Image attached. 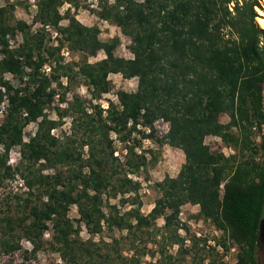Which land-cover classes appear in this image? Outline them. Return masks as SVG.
Listing matches in <instances>:
<instances>
[{
  "label": "trees",
  "instance_id": "obj_1",
  "mask_svg": "<svg viewBox=\"0 0 264 264\" xmlns=\"http://www.w3.org/2000/svg\"><path fill=\"white\" fill-rule=\"evenodd\" d=\"M65 3L75 10L83 7L78 0H35L33 24L61 33L59 44L47 47L32 24L14 19V3L0 6V104L6 101L0 122V186L19 172L28 188L25 196L14 193L0 200V249L13 252L24 238L32 244L31 254L48 248L66 264H223L211 253L216 244L226 248L224 240L211 246L202 239L200 246V237L187 236L189 227L180 213L192 203L202 219L238 246L236 264H258L264 238L262 0H97L98 18L130 38L129 58L115 54L118 36L103 41L97 25H84L70 8L61 13ZM63 19L66 25L60 24ZM14 31L22 41L9 48L6 35ZM64 44L82 53L75 66L92 99L111 90L112 73L137 77L136 90H117L118 104L108 100L104 117L100 104L94 105L95 113L88 112L75 94L66 107H55L58 119L49 118L45 110L56 87L65 89L61 101L70 90L61 78L70 83L75 76L72 64L54 59ZM100 49L104 58L88 61ZM51 61L50 76L43 75L40 67ZM6 72L19 83L27 76L26 85L12 84ZM66 115L72 132L60 139L51 130ZM159 119L168 123V130L158 142L179 148L184 162L176 176L156 183L159 196L143 213L139 182L129 174L148 161L137 153L140 140L133 133L153 138ZM31 122L36 130L23 141V129ZM110 131L126 142L123 161L114 155ZM207 137L218 138L221 146L213 148ZM16 145L23 170L8 163ZM47 169L54 171L44 173ZM118 196L120 203H110ZM125 204L129 207L122 209ZM72 205L78 213L74 219L68 215ZM82 226L90 234L86 239L80 235ZM103 228L120 235L95 240Z\"/></svg>",
  "mask_w": 264,
  "mask_h": 264
},
{
  "label": "rangeland",
  "instance_id": "obj_2",
  "mask_svg": "<svg viewBox=\"0 0 264 264\" xmlns=\"http://www.w3.org/2000/svg\"><path fill=\"white\" fill-rule=\"evenodd\" d=\"M110 2L114 0H109ZM79 4L83 7H80L78 10H75L72 4L65 3L60 7V12L63 13L66 8H70L71 12H75L76 18L83 23L84 25L91 26L93 24L97 25L100 29L99 38L103 41H107L113 36H118L120 39L119 45L115 48V54L123 56L126 58L132 57L131 52L128 49L130 43V38L123 33H121L119 27L113 25L112 23L101 20L96 15L97 10V0H78ZM7 3H14V19L24 20L29 24H32V31L44 35V45L47 46H57L61 40V33L57 28L50 26V30L45 29V26L42 24H33V16L36 13L35 0H0V6H3ZM264 6V0H262ZM258 14L260 12L258 11ZM67 20L63 19L60 24L66 25ZM9 48L17 47L18 44L22 41L21 33L14 31V33H7ZM1 49V48H0ZM105 54L100 49L97 51L95 56H89L88 61L94 62L96 60L104 58ZM3 57V52L0 51V58ZM59 59L63 64L68 63L72 64L74 78L70 81L66 77H62L61 81L63 85H69L70 90L66 91V101H61L60 97L62 92L65 90L63 88H57L55 83L51 84V87H56V94L53 96L50 107L45 110V113L49 118L58 119V114L55 107L64 108L67 106V101L72 100L74 95H78L79 98L84 101L88 112L95 113V104H100L102 108V116L106 115V109L108 107V100L113 101L115 104H118L117 97L115 95L116 91L123 89L126 91H134L137 88L138 79L137 77L132 78H123L120 74H109V79L112 81V88L108 93L102 95L101 99H92L89 88L84 84V80L80 75H78V67L75 66L77 63H80L83 55L79 51H74L69 48L68 45L64 44L60 48V51L54 59ZM54 64V61L45 62L40 67V72L43 75L50 76L51 74V65ZM48 68V69H46ZM5 79H8L12 84L17 86H24L27 82V76L23 78L21 83L14 78V76L6 72L4 74ZM29 87L32 85L28 84ZM6 112V101H3L0 104V122ZM221 121L226 122L228 117L226 115L221 116ZM62 122L57 127L51 130V134L58 136L60 139H63L66 135L71 134L72 129V120L70 115H66L60 119ZM36 122H31L26 125L23 129V141H27L30 136H32L36 130ZM155 133L154 137L142 136L141 134L134 132L133 136L140 140V145L136 147L137 153H144L147 157V164L140 169L137 173L129 174L134 181L139 182L138 186V197L142 201L141 211L147 213L154 205L155 199L159 196V191L156 188V183L161 181L165 176H176L179 172L182 163L184 162L183 152L169 144H160L157 138H161L164 133L168 130V123L159 119L154 123ZM139 129H142L145 134L149 133V129L146 127L139 126ZM262 134H264V125L262 126ZM80 133L76 134L75 137H79ZM74 137V138H75ZM109 138L112 139V149L114 150V155L120 161L124 160V155L126 153L124 149L123 140H119L118 136L110 131ZM213 148H218L221 146V142L218 138L207 137L205 139ZM132 143V141H130ZM225 151H229L226 148H223ZM0 151H2V145L0 144ZM87 154V147L83 148V155ZM8 163L14 167L20 165V168L23 170L24 164L21 163V155L19 151V146H13L8 153ZM62 169V168H59ZM53 169L44 170V173H52ZM28 188L23 180L21 173H15L14 176L7 178L0 186V200H6L11 198L14 193L26 195ZM121 196H118L116 199H110V203H120L118 200ZM129 205H123L122 209L128 208ZM199 206L197 204L186 203L181 207L180 219L189 227L188 237L195 235V237H200V246L203 244L202 239H206V243L211 246H215L217 240L222 239L225 241L227 247L223 245L216 244V250L211 254L217 255L222 261L223 264H236L238 246L234 244L230 239L225 237L223 231L217 228L208 220L202 219L199 214ZM68 215L74 219L78 217L76 206L72 205ZM158 225L163 224V220L159 218L157 220ZM181 235L185 234L183 229L179 230ZM80 235L82 238L86 239L90 236L86 231L85 227H81ZM120 232L118 230H108L103 228L100 235H94V239H99L100 236L105 239H109L112 236H119ZM45 237H49V232H46ZM224 237V239H223ZM189 244V240L186 241ZM20 248L16 249L13 252L5 253L0 249V264H66L60 258L58 253L52 252L48 248H44L36 254H31L30 249L32 244L27 239L21 238L19 241ZM172 251L176 250V246L170 247ZM216 252V253H215ZM191 257V256H190ZM149 260V257L145 258ZM189 259V257H188ZM188 261H191L189 259ZM258 264H264V238L260 242V248L257 254ZM143 264V263H142Z\"/></svg>",
  "mask_w": 264,
  "mask_h": 264
},
{
  "label": "bare ground",
  "instance_id": "obj_3",
  "mask_svg": "<svg viewBox=\"0 0 264 264\" xmlns=\"http://www.w3.org/2000/svg\"><path fill=\"white\" fill-rule=\"evenodd\" d=\"M259 12L262 15V17L258 19V23H259L260 27L264 29V12H262V11H259Z\"/></svg>",
  "mask_w": 264,
  "mask_h": 264
},
{
  "label": "built area",
  "instance_id": "obj_4",
  "mask_svg": "<svg viewBox=\"0 0 264 264\" xmlns=\"http://www.w3.org/2000/svg\"><path fill=\"white\" fill-rule=\"evenodd\" d=\"M44 26H45V29L50 30V26L49 25H44ZM46 69H48V68H46Z\"/></svg>",
  "mask_w": 264,
  "mask_h": 264
}]
</instances>
